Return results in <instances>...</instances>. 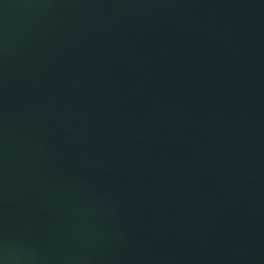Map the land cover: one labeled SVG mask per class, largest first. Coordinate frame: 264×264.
<instances>
[{
  "label": "water",
  "instance_id": "water-1",
  "mask_svg": "<svg viewBox=\"0 0 264 264\" xmlns=\"http://www.w3.org/2000/svg\"><path fill=\"white\" fill-rule=\"evenodd\" d=\"M0 264H264V0H0Z\"/></svg>",
  "mask_w": 264,
  "mask_h": 264
}]
</instances>
